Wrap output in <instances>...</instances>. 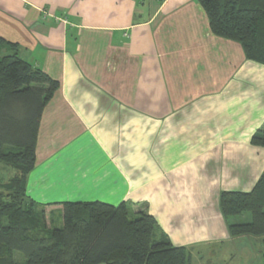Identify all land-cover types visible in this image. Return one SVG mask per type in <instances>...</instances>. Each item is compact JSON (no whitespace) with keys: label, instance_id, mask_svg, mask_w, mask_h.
<instances>
[{"label":"crops","instance_id":"0c3cea01","mask_svg":"<svg viewBox=\"0 0 264 264\" xmlns=\"http://www.w3.org/2000/svg\"><path fill=\"white\" fill-rule=\"evenodd\" d=\"M0 38L59 83L25 183L52 224L61 203H126L191 255L247 253L219 196L264 171L250 143L264 130V66L213 35L197 0H0Z\"/></svg>","mask_w":264,"mask_h":264},{"label":"trees","instance_id":"16d2710c","mask_svg":"<svg viewBox=\"0 0 264 264\" xmlns=\"http://www.w3.org/2000/svg\"><path fill=\"white\" fill-rule=\"evenodd\" d=\"M197 2L213 35L238 43L247 61L264 66V0ZM58 87L21 59L16 44L0 38V164L15 172L0 180V264H190L186 247L174 246L152 215L132 214L126 203H61L56 226L46 205L26 196L41 116ZM250 143L264 148V130ZM219 209L230 238L264 246V171L248 192L222 191ZM242 216L247 221L235 222Z\"/></svg>","mask_w":264,"mask_h":264},{"label":"rangeland","instance_id":"374dc122","mask_svg":"<svg viewBox=\"0 0 264 264\" xmlns=\"http://www.w3.org/2000/svg\"><path fill=\"white\" fill-rule=\"evenodd\" d=\"M14 174L15 172L12 168L0 164L1 181H8ZM245 217H247V215ZM241 221H247V219L244 218V216L235 219V222ZM243 246L247 251V253H245L246 255H240V252L238 251L237 254L239 255H237L232 261H230V254L236 247H231L229 245H206L199 247L198 249L196 248L195 252L191 255L190 263L207 264L208 260V264H235L236 262L238 264H261V254L264 252V246L260 243V241L250 238V240H245V244H243Z\"/></svg>","mask_w":264,"mask_h":264}]
</instances>
